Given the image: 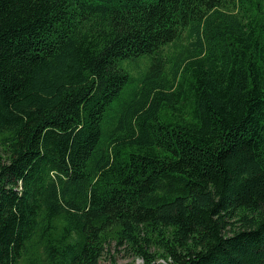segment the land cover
<instances>
[{"label": "trees", "instance_id": "trees-1", "mask_svg": "<svg viewBox=\"0 0 264 264\" xmlns=\"http://www.w3.org/2000/svg\"><path fill=\"white\" fill-rule=\"evenodd\" d=\"M264 264V0H0V264Z\"/></svg>", "mask_w": 264, "mask_h": 264}, {"label": "rangeland", "instance_id": "rangeland-1", "mask_svg": "<svg viewBox=\"0 0 264 264\" xmlns=\"http://www.w3.org/2000/svg\"><path fill=\"white\" fill-rule=\"evenodd\" d=\"M143 261L123 250L121 247H116L114 242L110 243L108 251L104 253L99 264H142ZM153 264H168L164 259L156 258Z\"/></svg>", "mask_w": 264, "mask_h": 264}]
</instances>
